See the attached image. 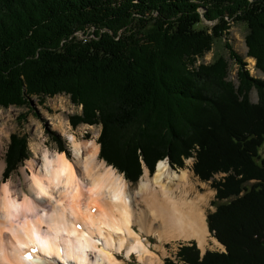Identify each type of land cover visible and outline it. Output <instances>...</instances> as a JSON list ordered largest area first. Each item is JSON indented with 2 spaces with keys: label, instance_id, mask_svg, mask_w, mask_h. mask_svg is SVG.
<instances>
[{
  "label": "trees",
  "instance_id": "1",
  "mask_svg": "<svg viewBox=\"0 0 264 264\" xmlns=\"http://www.w3.org/2000/svg\"><path fill=\"white\" fill-rule=\"evenodd\" d=\"M230 23L264 74V0H0V107L68 96L72 126H100L99 158L133 184L165 158L192 156L203 182L223 173L206 224L224 251L191 242L178 264H264V81L239 70L236 89L222 59L195 65ZM9 136L5 177L29 158Z\"/></svg>",
  "mask_w": 264,
  "mask_h": 264
},
{
  "label": "bare ground",
  "instance_id": "2",
  "mask_svg": "<svg viewBox=\"0 0 264 264\" xmlns=\"http://www.w3.org/2000/svg\"><path fill=\"white\" fill-rule=\"evenodd\" d=\"M68 140L71 159L37 147L34 151L40 159L26 164L17 184L2 181L0 159V264H127L115 256L123 251L126 258L134 253L139 263L159 264L146 241L132 230L134 213L124 178L100 161L94 140L80 142L73 134H68ZM3 144L0 140V157ZM167 171L160 161L152 179L159 189ZM168 178L187 182L184 171ZM138 190V195L156 192L147 176ZM163 193L171 199L169 190ZM174 210L165 211L167 227L160 237L195 240L203 247L207 225L199 205L184 199L177 213Z\"/></svg>",
  "mask_w": 264,
  "mask_h": 264
},
{
  "label": "rangeland",
  "instance_id": "3",
  "mask_svg": "<svg viewBox=\"0 0 264 264\" xmlns=\"http://www.w3.org/2000/svg\"><path fill=\"white\" fill-rule=\"evenodd\" d=\"M202 23L208 26L211 25V23H207L205 21ZM245 35L246 27L242 23H230L226 35H223L219 40H216L211 50L204 54V56L200 58L195 65L198 66L199 64H203L209 66L215 61L218 62L222 59L227 64L226 81L233 84L236 89L238 87L237 76L239 70L246 72L249 78L264 81V74L255 68V60L246 55L247 48L244 43ZM225 43L228 44L234 54L238 55L245 63L242 69L235 64V60L231 57L232 52L228 51L224 47ZM255 91L256 90L251 89L250 92H248V99L252 105L257 103V92ZM80 111L81 108L73 105L66 95L44 98L41 101H38L36 97H31L27 100V105H24L21 108L0 107V140L4 143L0 157L1 161L4 163L3 175H1L2 181L6 182L10 180L17 184L20 179L22 180L21 171L26 164L33 159H40V155L36 154V151H34L40 146H44L49 151L56 152H59L60 148L65 151L68 159H71L72 152L71 145L68 140V134H73L77 141L80 142L94 140L99 146L100 152V144L98 142L101 133L100 126H91L86 124H78L75 127L72 126V117L76 115L79 116L81 113ZM11 134H17L26 138L29 158L17 169L9 172L5 177V154L9 145V135ZM261 154L264 156V150L261 151ZM99 159L100 161H104L101 158ZM162 161L165 162L166 167L168 168V171L165 173L167 174V178L162 180L160 183L162 189H159V186L154 185L152 182V179L157 174V165H155L154 172L152 174H150L149 170L143 165L142 174L138 181L134 184L127 181L123 174H120L113 168L117 174L124 178L127 184L128 194L131 197L130 208L133 209L134 213V218L132 217L131 221L132 230L136 234L140 235L142 242L146 241L144 244L147 245L148 251L151 250L156 254L160 261L159 264H167L166 262L178 264V260L176 258L178 250L181 246L187 245L191 242L196 244L201 257L206 251L223 252V246H221V244H219L216 239L212 237L208 228L206 230L205 243L203 247H200L198 242L195 240L183 241L180 240V238L179 240H164L160 237L164 228L166 229L167 227L166 212H170L171 209H175L174 212H176L179 208L180 202L184 201V199L187 203L191 201L199 205L200 213L206 223L207 214L213 212L214 210V207L211 206V201L214 198L215 191L211 188L210 183L213 178L215 180L222 179V176L224 177L223 173L217 174L213 176L211 180L203 182L200 181L192 172V166L194 164V158L192 156L191 158L183 160L182 167L171 165L167 158ZM182 171H184L187 176V182L182 183L181 181L179 182L175 179L171 180L168 178L172 174L178 176ZM146 176L151 183V188L156 191L154 192V196L153 194L150 195L148 192L138 195L139 184L142 180H145ZM164 189L169 190V197H171V199H166L167 196L163 195ZM169 200L173 202L169 203ZM151 201L152 203L149 205V202ZM157 202L160 203V205ZM168 206H170V209ZM155 216L157 218H155ZM125 254L126 251H123L119 255L115 254V256L120 261L127 264H142L137 261L135 257L136 255L134 257L130 256L131 258H126Z\"/></svg>",
  "mask_w": 264,
  "mask_h": 264
},
{
  "label": "snow or ice",
  "instance_id": "4",
  "mask_svg": "<svg viewBox=\"0 0 264 264\" xmlns=\"http://www.w3.org/2000/svg\"><path fill=\"white\" fill-rule=\"evenodd\" d=\"M25 258L26 259H31V256L26 255Z\"/></svg>",
  "mask_w": 264,
  "mask_h": 264
},
{
  "label": "water",
  "instance_id": "5",
  "mask_svg": "<svg viewBox=\"0 0 264 264\" xmlns=\"http://www.w3.org/2000/svg\"><path fill=\"white\" fill-rule=\"evenodd\" d=\"M263 150H264V147H263Z\"/></svg>",
  "mask_w": 264,
  "mask_h": 264
}]
</instances>
